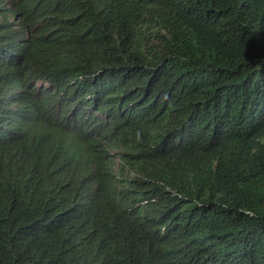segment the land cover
I'll use <instances>...</instances> for the list:
<instances>
[{
  "label": "trees",
  "instance_id": "1",
  "mask_svg": "<svg viewBox=\"0 0 264 264\" xmlns=\"http://www.w3.org/2000/svg\"><path fill=\"white\" fill-rule=\"evenodd\" d=\"M0 264H264V0H0Z\"/></svg>",
  "mask_w": 264,
  "mask_h": 264
}]
</instances>
